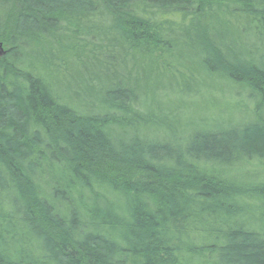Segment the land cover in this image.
I'll use <instances>...</instances> for the list:
<instances>
[{
    "label": "trees",
    "instance_id": "trees-1",
    "mask_svg": "<svg viewBox=\"0 0 264 264\" xmlns=\"http://www.w3.org/2000/svg\"><path fill=\"white\" fill-rule=\"evenodd\" d=\"M0 264H264V0H0Z\"/></svg>",
    "mask_w": 264,
    "mask_h": 264
},
{
    "label": "water",
    "instance_id": "water-1",
    "mask_svg": "<svg viewBox=\"0 0 264 264\" xmlns=\"http://www.w3.org/2000/svg\"><path fill=\"white\" fill-rule=\"evenodd\" d=\"M5 50L3 49V46L0 42V57L4 54Z\"/></svg>",
    "mask_w": 264,
    "mask_h": 264
}]
</instances>
